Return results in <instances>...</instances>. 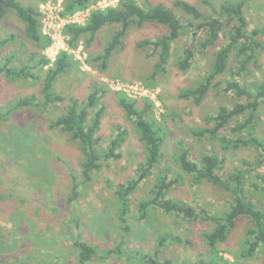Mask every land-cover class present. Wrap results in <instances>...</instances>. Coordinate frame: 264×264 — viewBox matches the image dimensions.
Masks as SVG:
<instances>
[{"label": "rangeland", "instance_id": "374dc122", "mask_svg": "<svg viewBox=\"0 0 264 264\" xmlns=\"http://www.w3.org/2000/svg\"><path fill=\"white\" fill-rule=\"evenodd\" d=\"M18 1L37 6L44 40L38 46L28 41L23 34V24L14 13L8 12L0 20V69L27 66L29 56L34 52L38 54V60L44 58L48 61L42 72L33 70L38 75L47 72L60 52L67 54L69 68L54 86L56 93L65 98L64 102L45 108H15L19 100L29 97H34L41 104V83L8 77L0 71V264H79L78 250L74 245L77 239L95 249V255L86 264H148L147 257L159 262L170 260L173 264H196L210 259L217 260L219 264H264L262 247L251 258L241 256L245 241L251 239L247 232L253 229L247 218L236 221L227 241L217 244L214 252L202 237L212 228L208 223L199 220L188 222L158 209L138 220V202L150 194L158 169L164 167L171 169V179L178 177L179 180L168 193L169 199L186 203L196 210L204 209L210 214L226 210L230 201L226 192L207 183L193 184L189 175L178 170L174 156L179 144L189 149V158L195 162L206 152L217 154L223 159L222 169L218 172L222 178L233 169L244 171L248 182H259L256 176H264V163L256 166L257 152L252 149L223 151L216 141L193 134V131L211 128L214 124L207 118L215 117L221 107L230 109L236 103L232 93L226 92L221 83L229 79V71L214 79L200 105L178 97L181 89L195 86L209 74L213 52L226 43L222 34L216 45L203 53L197 46L202 38L201 32H197L195 37L192 32H185L172 44L166 72L152 77L155 56L151 48L139 49L136 43L143 39L154 40L165 34L166 28L144 25L130 31L124 41V49L112 58L105 74H100L89 66L88 59L102 50L114 28L102 30L90 45L84 38L77 44H70L65 28H59L67 51H58L54 47L55 33H59L57 25L64 17L70 22L85 24L92 11L116 7L120 0H91L88 7L67 15H62L61 0L45 3ZM136 1L143 7L156 3L171 7L174 0ZM185 1L209 15L210 10L204 1L217 7L226 0ZM178 15L181 14L178 12ZM244 15L248 31L261 28L264 25V0L249 1L244 7ZM45 39L50 41L48 45L44 44ZM260 41L263 44L259 53L261 69L251 68L241 79L247 85L255 81L264 82V37ZM186 47L195 48V56L191 67L181 72L175 62ZM234 63L236 59L232 57L229 66ZM93 84L108 90L96 106L104 108L97 133L98 147H108L115 126L126 131V139L120 148L122 157L104 162L88 182H83V156L78 142L52 127V123L62 115L70 99L83 102L92 91ZM118 95L136 101L137 107L148 101L163 137L159 168L144 179L129 197L128 233L122 231L117 218L115 190L134 177L145 150L135 127L116 102ZM232 126L233 122L219 135L234 138L230 131ZM255 135L264 140V102L258 110ZM73 182L77 184L78 196L69 201ZM245 190L247 198L255 206L264 208L260 193L252 191L249 185ZM162 236L166 241L156 252L157 241Z\"/></svg>", "mask_w": 264, "mask_h": 264}, {"label": "trees", "instance_id": "16d2710c", "mask_svg": "<svg viewBox=\"0 0 264 264\" xmlns=\"http://www.w3.org/2000/svg\"><path fill=\"white\" fill-rule=\"evenodd\" d=\"M48 0H37L45 3ZM63 2L62 15L71 14L79 9L88 7L91 0H61ZM251 0L232 1L226 0L217 7L204 1L208 5L210 14L206 15L194 4L185 0H174L171 7L164 3L148 4L141 6L136 0H120L116 7L94 10L89 14L84 25L69 24L65 26V34L69 37V43L77 44L81 39L90 45L94 43L98 34L106 28H114L102 50L88 59L89 66L100 74H105L112 58L124 49V41L131 30L140 29L144 25H160L166 28V33L154 40L143 39L136 43L139 49L151 48L155 56L151 76L155 77L166 72L171 57L172 44L185 32H192L196 36L201 32L202 38L197 46L200 52H205L215 46L220 35L226 43L213 52L209 74L193 87L181 89L178 97L192 101L200 105L213 86L212 82L217 76L230 72L229 79L221 82L226 92H230L236 103L232 108L221 107L216 116L207 118L214 125L211 128H202L193 131L196 136H206L211 141H216L223 151L252 149L257 152L256 166L264 163V140L255 135L258 121V110L264 102V82L255 81L247 85L241 82L250 69L260 70L259 53L263 50L260 38L264 37V25L261 28L248 31L247 21L244 15V7ZM178 10V11H175ZM8 12L16 15L23 24L24 37L35 46L44 40L40 33V23L37 6L22 4L18 0H0V20L4 19ZM178 12L181 15H178ZM188 19H185V17ZM191 19L192 21H188ZM198 22L194 24L193 22ZM44 44L50 41L45 39ZM192 47V46H191ZM186 47L175 62L176 68L186 72L191 67L195 56V48ZM236 59L235 67H230V60ZM36 52L28 59V65L18 69L3 68L0 71L8 77H21L41 83V104L34 97L21 99L15 108L19 107H48L55 103L64 102L65 98L56 93L54 86L57 80L67 72L69 59L65 52H61L52 66L44 75H38L33 70L42 72L48 61L44 58L39 60ZM220 84V83H219ZM92 91L83 102L70 99L66 109L53 123L52 127L67 133L72 140L78 142L83 156L81 162V175L83 182H88L92 174L101 169L107 161L119 160L120 148L126 139V131L120 126H115L114 134L106 149H100L97 133L100 130L104 108H96L101 97L108 93L102 85L93 84ZM242 100L243 102H241ZM116 102L139 134L140 141L144 144L143 161L138 164L134 177L117 186L115 195L117 199V218L122 231L128 233V212L130 210L129 197L137 190L139 184L148 178L154 170L158 169L162 160L163 137L157 122L152 117V105L148 101L143 102L142 107H137L136 101L128 99L124 95H118ZM230 128L234 138L220 136L219 132L227 127ZM174 162L179 171L189 175L193 184L207 183L226 192L230 198L226 210L219 214H210L204 209L196 210L192 206L181 201L169 199L168 193L178 183V177L170 178L172 171L169 167L158 169L155 183L150 194L142 198L137 205L138 220L145 219L150 211L160 210L167 215H177L183 220L203 221L212 226L202 237L210 250L214 252L217 244L227 241L231 230L235 227L239 218H247L253 224L249 230L250 240L245 241L241 256L251 258L262 247L264 248V208L260 209L247 198L246 187L249 185L252 191L261 194L264 199V176L257 175L259 182H248L247 174L239 169H233L225 178L218 172L222 169L223 159L214 152H206L200 155L199 161L189 158V149L179 144ZM77 184L73 182L69 201L77 198ZM264 206V205H263ZM180 241V239H176ZM166 237L162 236L157 241L158 247L164 245ZM74 245L78 250V263L86 264L95 255L94 247L75 240ZM148 264H173L170 260L162 262L147 257ZM196 264H219L217 260H200Z\"/></svg>", "mask_w": 264, "mask_h": 264}, {"label": "built area", "instance_id": "2783aa9c", "mask_svg": "<svg viewBox=\"0 0 264 264\" xmlns=\"http://www.w3.org/2000/svg\"><path fill=\"white\" fill-rule=\"evenodd\" d=\"M97 10H99V9H97ZM102 10V9H101ZM89 17V16H88ZM87 20H88V18H87ZM61 24H58L57 25V29H56V31H59V33L58 34H56L55 33V42H54V47L56 48V50H58V51H67V49L65 48V46H66V43L60 38V36H61V34H60V30H59V28H65V26L66 25H69V24H76V23H74V22H70V20H67V19H65V17L64 18H62V20H61V22H60ZM78 25H84V24H78ZM64 37V36H63ZM61 53V52H60Z\"/></svg>", "mask_w": 264, "mask_h": 264}]
</instances>
